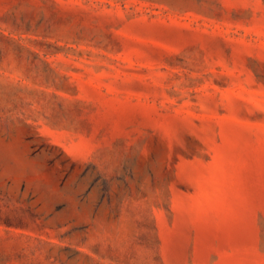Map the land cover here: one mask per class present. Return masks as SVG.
<instances>
[{"label":"rangeland","instance_id":"obj_1","mask_svg":"<svg viewBox=\"0 0 264 264\" xmlns=\"http://www.w3.org/2000/svg\"><path fill=\"white\" fill-rule=\"evenodd\" d=\"M0 264H264V0H0Z\"/></svg>","mask_w":264,"mask_h":264}]
</instances>
